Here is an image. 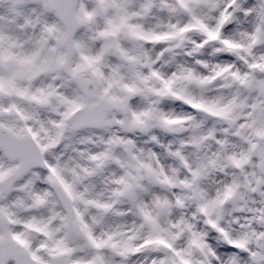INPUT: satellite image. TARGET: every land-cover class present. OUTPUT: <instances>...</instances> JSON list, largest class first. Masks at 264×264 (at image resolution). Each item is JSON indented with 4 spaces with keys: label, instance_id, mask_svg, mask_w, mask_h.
Returning <instances> with one entry per match:
<instances>
[{
    "label": "snow or ice",
    "instance_id": "snow-or-ice-1",
    "mask_svg": "<svg viewBox=\"0 0 264 264\" xmlns=\"http://www.w3.org/2000/svg\"><path fill=\"white\" fill-rule=\"evenodd\" d=\"M0 264H264V0H0Z\"/></svg>",
    "mask_w": 264,
    "mask_h": 264
}]
</instances>
